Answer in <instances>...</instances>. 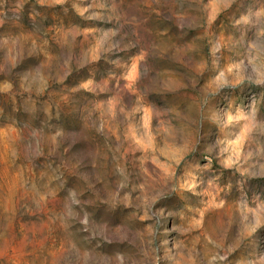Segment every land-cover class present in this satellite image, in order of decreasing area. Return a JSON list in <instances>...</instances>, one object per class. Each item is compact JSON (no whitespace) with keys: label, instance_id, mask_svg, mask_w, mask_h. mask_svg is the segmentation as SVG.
<instances>
[{"label":"rangeland","instance_id":"374dc122","mask_svg":"<svg viewBox=\"0 0 264 264\" xmlns=\"http://www.w3.org/2000/svg\"><path fill=\"white\" fill-rule=\"evenodd\" d=\"M0 264H264V0H0Z\"/></svg>","mask_w":264,"mask_h":264}]
</instances>
